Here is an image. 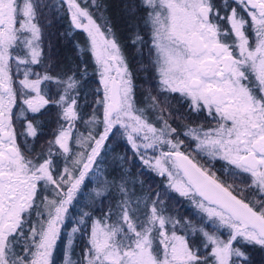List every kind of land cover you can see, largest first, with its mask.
I'll return each mask as SVG.
<instances>
[{
	"label": "snow or ice",
	"instance_id": "6c2138e0",
	"mask_svg": "<svg viewBox=\"0 0 264 264\" xmlns=\"http://www.w3.org/2000/svg\"><path fill=\"white\" fill-rule=\"evenodd\" d=\"M58 245L61 264H264V0H0V264Z\"/></svg>",
	"mask_w": 264,
	"mask_h": 264
},
{
	"label": "trees",
	"instance_id": "16d2710c",
	"mask_svg": "<svg viewBox=\"0 0 264 264\" xmlns=\"http://www.w3.org/2000/svg\"><path fill=\"white\" fill-rule=\"evenodd\" d=\"M67 26H68V21L66 19H61L59 20L58 23L54 25V27L52 28V31H55V32L63 31L64 29L67 28ZM116 27L118 30H121V24L119 21H116ZM85 38H86V34L80 30H77L73 37V40L78 41L82 45L85 41ZM55 43L57 45L56 51L61 58H68L73 63L80 62L77 59L76 52L73 50V45L71 42L61 39L59 41H55ZM83 58L88 61L90 65L89 72H91L92 71V61H91L90 54L84 55ZM137 75L139 77L137 81L138 83H140L141 80L145 79L144 73H138ZM141 86L145 87V85H141ZM117 151H123V149L118 148ZM132 172L134 174L137 172V169L134 166L132 167ZM150 177H151V180L155 182V184H160L163 180L162 177L156 176L154 173H151ZM140 179H145V177H140ZM177 210L183 215H188L189 213L193 212V209L191 208L190 205H187L186 201H182L181 204L177 206ZM255 259L258 262L264 260V253L256 252Z\"/></svg>",
	"mask_w": 264,
	"mask_h": 264
},
{
	"label": "rangeland",
	"instance_id": "374dc122",
	"mask_svg": "<svg viewBox=\"0 0 264 264\" xmlns=\"http://www.w3.org/2000/svg\"><path fill=\"white\" fill-rule=\"evenodd\" d=\"M186 203H187V205H189L187 201H186ZM62 252H63L62 246L61 245H58L57 251L54 254V259L56 260V264H61V261H62Z\"/></svg>",
	"mask_w": 264,
	"mask_h": 264
}]
</instances>
